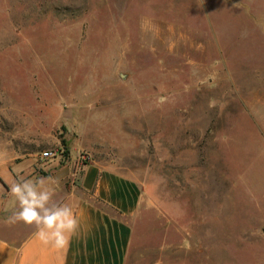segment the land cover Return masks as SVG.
I'll return each mask as SVG.
<instances>
[{"label": "rangeland", "instance_id": "obj_1", "mask_svg": "<svg viewBox=\"0 0 264 264\" xmlns=\"http://www.w3.org/2000/svg\"><path fill=\"white\" fill-rule=\"evenodd\" d=\"M46 149L141 185L133 264H264V0H0V153Z\"/></svg>", "mask_w": 264, "mask_h": 264}, {"label": "crops", "instance_id": "obj_2", "mask_svg": "<svg viewBox=\"0 0 264 264\" xmlns=\"http://www.w3.org/2000/svg\"><path fill=\"white\" fill-rule=\"evenodd\" d=\"M4 154L5 162L0 165V264H133L138 217L146 201L138 182L96 162L95 153H85L87 162L81 161V153H64L51 160H44L42 152ZM20 176L58 180L54 200L74 205L81 227L66 250L57 252L43 245L33 227L3 223L10 215L4 204ZM141 255L137 252V259L144 257ZM149 264L199 263L156 257Z\"/></svg>", "mask_w": 264, "mask_h": 264}, {"label": "clouds", "instance_id": "obj_3", "mask_svg": "<svg viewBox=\"0 0 264 264\" xmlns=\"http://www.w3.org/2000/svg\"><path fill=\"white\" fill-rule=\"evenodd\" d=\"M5 154L0 153V165ZM58 180L48 178H20L11 185L10 199L4 211L10 212L3 223L14 226L23 223L35 229L34 236L45 246L60 252L66 250L80 231L81 223L74 205L54 200Z\"/></svg>", "mask_w": 264, "mask_h": 264}, {"label": "built area", "instance_id": "obj_4", "mask_svg": "<svg viewBox=\"0 0 264 264\" xmlns=\"http://www.w3.org/2000/svg\"><path fill=\"white\" fill-rule=\"evenodd\" d=\"M63 155V151L58 149H48L42 152V158L44 160L57 159L59 157H62Z\"/></svg>", "mask_w": 264, "mask_h": 264}]
</instances>
